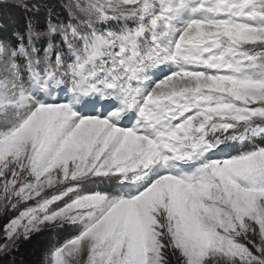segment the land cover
Returning a JSON list of instances; mask_svg holds the SVG:
<instances>
[{
	"label": "snow or ice",
	"instance_id": "snow-or-ice-1",
	"mask_svg": "<svg viewBox=\"0 0 264 264\" xmlns=\"http://www.w3.org/2000/svg\"><path fill=\"white\" fill-rule=\"evenodd\" d=\"M0 264H264V0H0Z\"/></svg>",
	"mask_w": 264,
	"mask_h": 264
},
{
	"label": "trees",
	"instance_id": "trees-1",
	"mask_svg": "<svg viewBox=\"0 0 264 264\" xmlns=\"http://www.w3.org/2000/svg\"><path fill=\"white\" fill-rule=\"evenodd\" d=\"M6 223V220L0 219V236H2V227ZM51 234H38L32 236L30 240L24 241L21 244L19 253H16V257L23 264H40L41 254L48 246V242L51 241ZM53 238V237H52Z\"/></svg>",
	"mask_w": 264,
	"mask_h": 264
},
{
	"label": "rangeland",
	"instance_id": "rangeland-1",
	"mask_svg": "<svg viewBox=\"0 0 264 264\" xmlns=\"http://www.w3.org/2000/svg\"><path fill=\"white\" fill-rule=\"evenodd\" d=\"M43 233H45V234H48L49 235V233L50 232H48V231H45V232H42V233H37V234H34V235H38V234H43ZM52 233V232H51ZM33 235V236H34ZM68 236H69V234L68 233H53V234H51V241H49L48 243V246L46 247V249L48 248V247H50L54 242H55V240H60V241H62V240H64L65 238H68ZM53 237V238H52ZM45 250V249H44Z\"/></svg>",
	"mask_w": 264,
	"mask_h": 264
}]
</instances>
